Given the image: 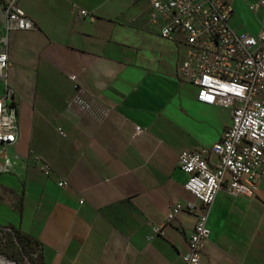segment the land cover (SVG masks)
I'll return each instance as SVG.
<instances>
[{"label": "crops", "instance_id": "1", "mask_svg": "<svg viewBox=\"0 0 264 264\" xmlns=\"http://www.w3.org/2000/svg\"><path fill=\"white\" fill-rule=\"evenodd\" d=\"M227 1L234 30L264 31V7ZM15 3L34 28L8 33L17 138L0 171V224L38 239L43 264H183L194 223L184 206L197 201L177 154L213 143L229 107L196 101L148 0ZM263 198L217 191L198 264H264ZM171 205L181 210L166 220Z\"/></svg>", "mask_w": 264, "mask_h": 264}, {"label": "built area", "instance_id": "2", "mask_svg": "<svg viewBox=\"0 0 264 264\" xmlns=\"http://www.w3.org/2000/svg\"><path fill=\"white\" fill-rule=\"evenodd\" d=\"M148 1L150 19L160 21L159 34L178 49L176 71L195 85L196 101L230 109V124L213 143L177 154L178 167L186 174L183 187L197 201L184 206L194 215V223L179 257L183 264H198L208 235V209L217 191L247 199L257 190L264 194V31L253 35L234 30L227 0ZM261 7L264 0L247 3L250 11ZM77 12L92 18L85 9ZM32 28L15 0H0V171L9 170L7 149L17 138L16 110L6 83L8 33ZM139 131L135 126L134 133ZM210 154L215 156L212 163ZM41 169L48 173L50 167L42 163ZM180 210L178 205L169 206L165 219H173Z\"/></svg>", "mask_w": 264, "mask_h": 264}, {"label": "trees", "instance_id": "3", "mask_svg": "<svg viewBox=\"0 0 264 264\" xmlns=\"http://www.w3.org/2000/svg\"><path fill=\"white\" fill-rule=\"evenodd\" d=\"M43 264L41 243L12 224H0V264Z\"/></svg>", "mask_w": 264, "mask_h": 264}, {"label": "rangeland", "instance_id": "4", "mask_svg": "<svg viewBox=\"0 0 264 264\" xmlns=\"http://www.w3.org/2000/svg\"><path fill=\"white\" fill-rule=\"evenodd\" d=\"M2 91V87H1V84H0V92Z\"/></svg>", "mask_w": 264, "mask_h": 264}]
</instances>
